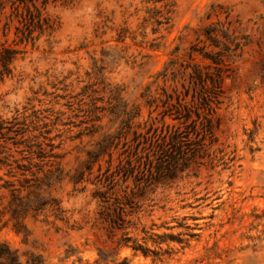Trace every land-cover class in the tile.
<instances>
[{"label": "rangeland", "instance_id": "374dc122", "mask_svg": "<svg viewBox=\"0 0 264 264\" xmlns=\"http://www.w3.org/2000/svg\"><path fill=\"white\" fill-rule=\"evenodd\" d=\"M48 12L57 28L33 47L0 18V51H25L0 84V119L20 113L19 134L0 135V243L21 264H264V0H61ZM196 72L221 76L205 145L172 179L120 171L109 184L125 138L108 171V154L89 157L103 135L122 114L144 123L150 101L158 120L167 96L198 102Z\"/></svg>", "mask_w": 264, "mask_h": 264}, {"label": "trees", "instance_id": "16d2710c", "mask_svg": "<svg viewBox=\"0 0 264 264\" xmlns=\"http://www.w3.org/2000/svg\"><path fill=\"white\" fill-rule=\"evenodd\" d=\"M58 1L61 0H0V18L4 16L6 19L3 35L5 37L8 35L10 24L16 20L18 24L15 26V46L33 47L41 38L52 36L58 20L49 14L48 8ZM7 8L11 10L9 14ZM24 52L14 46L3 45L0 51V84L12 73V64ZM193 77L202 84L197 96L198 102L193 100L194 102L189 104L182 98L176 104H170L172 98L167 96L162 103L163 109L159 112L158 120V117L153 116L156 111L153 106L158 108L159 105L150 101L149 116L144 123L134 124L135 118L140 115L139 112L122 114L119 118L124 123V128L116 134L103 135V139L97 143V147L91 151L89 157L95 162L104 154H108L110 157L108 171L113 166L111 150L118 149L120 145L116 139L125 138V142L122 143L124 150L119 153L118 164L115 166L116 171H110L106 179L109 184L114 183V173L118 174L120 171L124 173L126 179L144 173H148L150 178L156 181L172 179L187 167L188 162L205 145L212 133V116L219 105L216 96L219 97L221 76L208 73L204 78L196 72ZM207 80L211 82V89L204 87ZM213 89H217V92H213ZM215 94L216 96H213ZM168 119L177 124L169 123ZM19 121L18 112L12 121L5 122L0 119V135L3 131L17 133L13 128ZM7 123L10 125L7 126ZM134 127H137V130ZM142 128L146 129L145 132ZM131 133L132 144L126 140ZM39 153L38 157H43L42 155L45 154L42 144L39 146ZM39 181H43L42 178ZM0 261L5 264H21L18 253L5 243H0Z\"/></svg>", "mask_w": 264, "mask_h": 264}]
</instances>
